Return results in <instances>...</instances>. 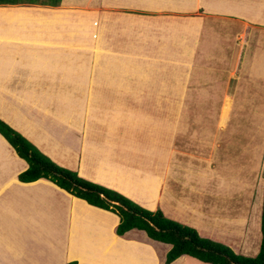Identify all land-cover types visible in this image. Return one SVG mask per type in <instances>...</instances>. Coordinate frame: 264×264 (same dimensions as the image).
<instances>
[{"label":"crops","instance_id":"obj_1","mask_svg":"<svg viewBox=\"0 0 264 264\" xmlns=\"http://www.w3.org/2000/svg\"><path fill=\"white\" fill-rule=\"evenodd\" d=\"M254 3L0 5V119L60 166L160 208L235 253L255 255L264 185V3L249 12ZM96 92L100 102L167 105L149 116L154 131L146 145L116 142L111 151L102 116V138L88 132L92 122L82 136L84 112L68 111L97 101ZM251 106L255 122L246 116ZM145 118L134 116L130 127L143 130ZM26 168L0 134V264H164L168 243L132 229L136 241L126 245L115 213L45 178L20 181ZM169 264L209 263L181 255Z\"/></svg>","mask_w":264,"mask_h":264},{"label":"trees","instance_id":"obj_2","mask_svg":"<svg viewBox=\"0 0 264 264\" xmlns=\"http://www.w3.org/2000/svg\"><path fill=\"white\" fill-rule=\"evenodd\" d=\"M61 0H0L3 4H43L57 6ZM0 134L13 147L16 154L27 163V168L18 178L30 182L45 178L66 192L87 203L109 210L119 217L116 233L123 235L131 229L143 230L152 240L168 243L164 264H169L181 255H187L209 264H264V185L261 206V240L254 256L235 253L230 247L201 237L188 225L164 215L160 208L149 210L127 196L87 180L76 171L60 166L41 152L20 132L0 119ZM65 264H76L69 261Z\"/></svg>","mask_w":264,"mask_h":264},{"label":"rangeland","instance_id":"obj_3","mask_svg":"<svg viewBox=\"0 0 264 264\" xmlns=\"http://www.w3.org/2000/svg\"><path fill=\"white\" fill-rule=\"evenodd\" d=\"M254 2H255L254 5H252L249 8V10H248L249 12H252L253 9H255L257 6H258V11L261 9V8H259V6H260L259 0H254ZM262 3H264V0H261V4ZM261 7H262V5H261ZM230 33H232V32L230 31ZM228 58H229V55H228ZM228 64L229 65L231 64L230 60L225 62V66H227ZM53 90H55L54 92H57L56 89H53ZM98 90H100V89H98ZM95 96L97 98L96 99L97 101H94L93 103L90 102L87 104L86 103H77V105H75V107L73 106V109H70L68 112H70L72 110L74 112L75 111L84 112L82 114V118H84V120L82 119V123H83L82 129L78 130V131H80V133L82 132L83 137H85L86 133L89 132V133L94 134V138H102V136L100 134L101 130H102V125H103L101 120H100V118L102 116V118L104 119L105 126L108 127V133H109L108 138L110 140H112V143H107V145L111 146V148H110L111 151H116V147H112V146L117 145L116 142H119V143L136 142L135 144H139L140 146H144V144L146 145V142L148 140V136L150 134H152L154 131V126L149 127V125L152 124V123H150L151 119L149 118V116L150 115L155 116V113H158L160 110H162V108L159 109V106H161V107L167 106V105H155V104H152V105L119 104V103H111L108 101L100 102V100L103 99L102 93L96 92ZM69 105L70 104H65V105L62 104L63 109L68 108ZM76 106H77V108H76ZM193 106L203 107V105H199V106L193 105ZM63 109H61V111L65 112V110H63ZM179 109H182V111L185 112L187 110V105H182ZM262 110H263V107H262ZM243 111H244V109H242V108L237 110V112H239V113H241ZM88 112L96 113L98 119L90 120ZM255 113L256 112L253 109V106L248 108L247 115H246L248 120H250L251 122H255V120L258 117L257 113H256V115H255ZM134 116L146 117L145 119H143L141 121V123H143L145 121V124H146V127L143 130L134 131L132 129L134 126V124H132V123H134L136 121L135 119L132 120V118H134ZM116 117H118V118H116ZM128 118H131V119H129L127 121ZM157 121L160 122L159 119H157L156 122ZM239 121H241L242 123L244 122L243 119L242 120L240 119ZM128 122H131V125H129ZM90 123H91V126H90ZM89 126H90V129L88 132H86V130ZM105 126L103 125L104 128H106ZM83 137H82V139H85ZM120 146L121 145H119V144L117 145L118 148H120ZM263 158H264V154H263ZM262 162L264 164V160ZM147 182L149 183L148 178H147ZM148 183H146V185ZM142 186H144V185H142ZM171 214L174 215V212L171 211ZM175 217L177 219H179L177 216H175ZM135 234H137V232L135 230H132V229L126 233V238L124 240L126 242V245H128L130 243V241H133V242L136 241V239H134ZM202 236H204V235H202ZM205 237L207 238V236H205ZM208 238H210V237H208ZM130 244H133V243H130ZM167 247L169 248L168 245H167ZM256 248L258 249V247H256ZM232 250L237 251L235 249H232ZM250 255L252 256L254 254H250Z\"/></svg>","mask_w":264,"mask_h":264},{"label":"clouds","instance_id":"obj_4","mask_svg":"<svg viewBox=\"0 0 264 264\" xmlns=\"http://www.w3.org/2000/svg\"><path fill=\"white\" fill-rule=\"evenodd\" d=\"M103 186V185H102ZM108 188V187H107Z\"/></svg>","mask_w":264,"mask_h":264}]
</instances>
